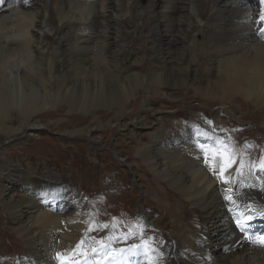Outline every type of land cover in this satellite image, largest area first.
Returning <instances> with one entry per match:
<instances>
[{
    "label": "bare ground",
    "instance_id": "1",
    "mask_svg": "<svg viewBox=\"0 0 264 264\" xmlns=\"http://www.w3.org/2000/svg\"><path fill=\"white\" fill-rule=\"evenodd\" d=\"M129 6L126 3L124 10ZM118 7V0H0V135L14 145L23 136L33 139L38 130L53 126L65 138L93 141L97 130L112 134L128 124L148 127L147 137H130L137 143L132 157L139 160L132 165L148 173L143 179L150 194H163L162 200L148 195L165 207L148 206L171 220L167 241L158 242L161 235L152 232L153 238L139 250L143 240L138 245L134 233L114 227L112 232L123 237L110 233L112 240L102 242L97 238L101 229L109 231L111 220L123 222L130 215L119 210L99 218L84 242L91 215L81 193L68 188L61 175L35 167L32 160L25 167L13 160L15 155H5L0 160V208L7 215L0 212L9 217L3 231L9 229L22 243V263H16L264 264V245L259 242L264 234V151L251 153L256 164L250 171L245 162L242 172V156H236L234 148L237 140L225 145L215 134L223 123L211 124V117L200 110L182 115L174 105L180 101L173 99L185 91L203 100L205 108L220 106L212 116L227 122L226 116L241 115L243 109L245 115L250 106L260 113L253 123L262 132L264 33L258 29H264V0H147L138 11H146L141 18L145 29H138L139 21L128 24L135 26L132 32L138 29L145 32V40L149 37L154 66L147 77L136 72L142 59L125 41L129 30L121 36L118 23L129 13L119 15ZM191 33V39L199 34L211 38L206 51L196 57L202 58L199 72L189 52L175 51ZM161 98L170 116L149 122L145 114L159 111L150 109V99ZM239 101L246 106L233 108ZM63 114L69 123L62 122ZM252 141H245V148ZM186 149L190 155H181ZM224 149L235 161L230 167ZM206 155L215 156V174L212 168L203 169ZM110 177L115 179V174ZM155 182H164L171 193ZM245 206L251 212V228L241 233L233 217ZM134 217L131 222L138 231L146 230L147 220L150 226L155 222L153 212L144 208ZM138 219L147 223L139 228ZM116 240L123 243L114 244ZM79 241L83 245L74 254Z\"/></svg>",
    "mask_w": 264,
    "mask_h": 264
},
{
    "label": "rangeland",
    "instance_id": "2",
    "mask_svg": "<svg viewBox=\"0 0 264 264\" xmlns=\"http://www.w3.org/2000/svg\"><path fill=\"white\" fill-rule=\"evenodd\" d=\"M128 2L130 6L126 10H124L123 7H125L126 3ZM118 4V9L120 8V11H118L119 15H122L125 11L129 13L128 17L122 19L118 23V28L121 32V36H124L122 32H125V30H129L125 41L132 43L130 47L133 46L141 54L140 59H142L139 65V69H137L136 72H141L140 75L147 77L154 66L149 58V55L152 56L154 52L148 50L146 40L149 39V37L147 36L145 40V32L144 34L139 33L140 29H145V22L143 20L146 18V11H143V13L138 12L142 7L146 6L147 0H136L135 2L133 0H118ZM133 17L135 18L133 19ZM141 18H143V20ZM132 21H139V24H137L139 30L135 29L134 32H132V29L135 28V26L133 25L131 26V28L129 27ZM191 35L192 33L186 37L185 34L184 46H178L177 48H175L177 49L175 51L179 52L181 50H185V53L189 52L190 56H193L192 58H194V60L197 62L193 68L196 72H199V65L202 58L200 60H197L196 57L202 56L203 52L206 51L207 41H211V38L209 37L208 40L207 37L199 34L191 39V37H189ZM254 44L255 43H253V45ZM170 91L171 90L166 92L169 93ZM161 99H150V109L153 111H156L158 109L159 111H156L155 113L151 111L148 114H145L149 122L154 121L155 123H157L159 120L163 122L166 117L170 116V112L166 111L167 109L163 108L166 101L164 100V98ZM173 99L180 101L175 103L174 105L178 104L175 107L176 109L179 108V111H182V115H190V113L191 115H195V111L200 110L204 114H206L207 117H211V124L220 122L223 123L219 127L226 126L223 128L227 130L229 136L233 139L239 140L238 147L240 148V152H244L246 154L241 155L242 158L236 155L240 157V163H243V165L240 166L242 172L244 171L245 162L248 165V169L251 171L253 165L256 164L255 155H252L251 153L259 152L261 149H264V121L260 122V127H258L262 130V132L256 130L257 128L253 123L258 118V115L255 116V114H260L259 111L254 110L250 106L241 104L243 102L239 101L238 106L234 105L233 108L237 109L239 106L248 107L249 111H247L245 114L248 115V117L244 115L243 109L241 115L235 113L234 115L226 116L228 122L225 120L223 121V118L222 121H219L215 115L212 116V111L221 109L220 106H216V108H213L214 106L210 105V108H205L203 106L204 104L202 103L203 100L196 98L194 97V95H190L189 93L186 94L185 91L175 93V95H173ZM196 101H198L199 103ZM100 109L105 110L104 108ZM137 113H139V110L136 112V114ZM76 114L79 115L78 113ZM131 116L132 114H130V118H132ZM157 118L160 119L158 120ZM60 119H62V122H64V124H66V122L69 123V120L65 118V114H63ZM231 120H233L232 123H230ZM73 123L75 122L70 123L71 127L74 126ZM217 129L215 131V134L218 135L221 140V136L227 139V133L225 131L222 132L223 129L221 128L219 132L222 134H220ZM103 132L104 131L102 129L93 132V141H90L85 137L65 138L64 136H61V134H59L53 126H50L49 128L38 130L36 136L33 137V139L23 136L19 143L14 145H9L6 141H4L5 137L3 135H0V160H2L5 155H15L14 159L11 158V156H7V158L13 159L15 162L18 161V165L20 164L21 166L25 167H27L26 164H29V160H32V163L33 165H35V167L41 165L43 171L61 175L62 182L68 188H73L72 190L80 192L83 203L88 206L87 208H89L88 212L91 215L92 221L88 223L89 228L87 230V233H89L93 229L94 222L98 221L97 218L101 219L106 217L110 211L116 212L119 210H125L128 211L130 215L123 222L111 220L109 223L110 232L106 230L107 232H109V234L111 233L114 238H122L123 233L117 234V232H112V228L115 227V229L117 230L118 227H122L126 230V232L134 233L133 237H138L137 239H134V241H136L138 245L140 244L141 240H145L147 242L148 240L152 239V231L159 233L162 236L156 237V240L158 242L160 238L166 240L165 236L169 233L167 228L170 226L171 220L164 219V213H162L161 210H154L152 207L148 206L149 204H153L159 208L165 207V205H160L158 202H155L152 197H149V195L156 196L162 200L163 194L160 192H158L156 195L150 194L146 189V184L143 179V176L148 175V173L145 171L143 166L140 167L137 164L132 165L133 162H139V160L132 157L134 154H132L131 150L136 147L137 143L132 141L131 138L134 140H138L141 137H147L150 129L148 127L134 129L130 126V124H128L127 128L124 131L113 132L112 134L109 132ZM232 138L227 139V141H224L225 143L223 144L227 145L226 143H228V141H236L232 140ZM248 140L253 141L249 144L248 148H245V141ZM234 148L236 150V153L238 154L235 145ZM186 150L187 152L181 155H190L191 150ZM199 154H203V152H199ZM115 155H117V157H115ZM204 167L203 169L207 171L211 170L209 165ZM111 174H115V179L109 181L108 178H112L110 177ZM18 182L21 183V180L19 179ZM134 184H137L140 187V190L135 189ZM155 185L158 189L171 193L170 191H168V188L166 187L164 182H155ZM70 189L66 190L71 193ZM143 194L147 197H144ZM139 208H144L145 212H153L152 220L155 221L152 226L147 227L143 224L144 222H148L147 225H150L148 220L146 222L144 220L138 219L140 221L139 228L143 225V228L146 229L144 231L140 229L138 231V225L131 222L134 215H138ZM5 214L0 212V230L2 231V234H0V257H3L0 258V264H17L18 262L22 263V259H20L24 254L22 243L19 241V239H17L16 234L12 231H9V229L8 232L3 231V227L6 228L7 221L9 219V217L7 218ZM81 217L83 219L85 217V213ZM1 224L3 225L1 226ZM119 224L121 226H119ZM102 234L103 232L101 233V235ZM111 234L108 238L112 240ZM107 236L108 235H104V238ZM145 241L142 242V246L145 244ZM122 243V240H116L114 242V244ZM2 245L5 246H3L2 248ZM80 245H83L81 241H79L72 249L76 250V248ZM148 247L149 246H147L146 248ZM11 248L13 250H11ZM77 251L79 250H76L74 254ZM220 252L222 251H218V253ZM9 255L12 256L8 258ZM71 255H73L72 252ZM15 259H17V263ZM211 259L207 262L211 261Z\"/></svg>",
    "mask_w": 264,
    "mask_h": 264
},
{
    "label": "snow or ice",
    "instance_id": "3",
    "mask_svg": "<svg viewBox=\"0 0 264 264\" xmlns=\"http://www.w3.org/2000/svg\"><path fill=\"white\" fill-rule=\"evenodd\" d=\"M258 32L260 33H264V29H258ZM219 149L217 150V154H219ZM224 157L227 159L228 162V166L230 167L233 163H235V161H233L232 156L230 153L227 152V149H224V153H223ZM205 163L207 165H209L210 168H212L213 173L215 174V167L214 165L217 163L215 156L213 157H209V156H205ZM241 166H242V162H241ZM262 171H264V165L261 166ZM226 199L229 200H233V197L230 196H226ZM237 208L239 210V205H237ZM237 228L241 231V233H247L248 230L251 228V212L247 209V206H245V209L243 211L240 212L239 215L234 216L233 217ZM255 242V241H254ZM259 242L264 245V234H261V236L259 237ZM59 258V257H58ZM62 259V258H60Z\"/></svg>",
    "mask_w": 264,
    "mask_h": 264
}]
</instances>
